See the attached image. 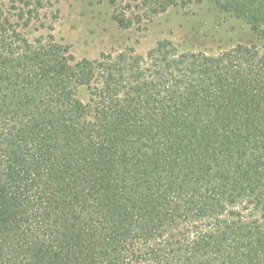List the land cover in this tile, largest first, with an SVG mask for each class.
Masks as SVG:
<instances>
[{
    "label": "trees",
    "instance_id": "obj_1",
    "mask_svg": "<svg viewBox=\"0 0 264 264\" xmlns=\"http://www.w3.org/2000/svg\"><path fill=\"white\" fill-rule=\"evenodd\" d=\"M211 1L253 41L78 60L1 14L0 264H264V0Z\"/></svg>",
    "mask_w": 264,
    "mask_h": 264
},
{
    "label": "rangeland",
    "instance_id": "obj_2",
    "mask_svg": "<svg viewBox=\"0 0 264 264\" xmlns=\"http://www.w3.org/2000/svg\"><path fill=\"white\" fill-rule=\"evenodd\" d=\"M1 14L15 36L54 38L78 60L127 50L147 54L163 41L211 54L253 41L243 21L211 0H0Z\"/></svg>",
    "mask_w": 264,
    "mask_h": 264
}]
</instances>
